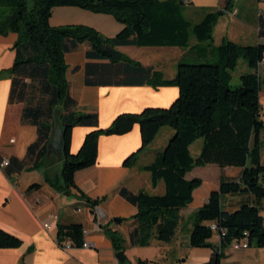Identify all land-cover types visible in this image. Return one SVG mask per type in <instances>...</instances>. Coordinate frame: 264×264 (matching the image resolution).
Masks as SVG:
<instances>
[{"label": "trees", "instance_id": "trees-1", "mask_svg": "<svg viewBox=\"0 0 264 264\" xmlns=\"http://www.w3.org/2000/svg\"><path fill=\"white\" fill-rule=\"evenodd\" d=\"M184 5L185 0H0V36L18 37L13 47L14 64L5 73L11 81L9 103L22 104V124L37 129V139L28 147L25 158H10L3 171L8 178L24 171H40L52 188L71 195L78 189L76 173L96 165L102 136H125L139 127L141 147L124 161L125 167L132 168L160 131L171 128L174 134L166 148L144 168L151 174L154 187L164 182L165 194L119 190V195L138 209L130 234L132 244L147 247L152 237L162 243L175 237L180 211L193 202L195 190L203 184L200 178H187L195 168H239L240 177L222 176L219 190L191 217L190 247L212 249L213 257L206 264H221L226 250L235 243L247 241L249 247L264 248V121L259 75L264 45H242L228 39L219 46L207 44L213 40L219 20L234 8V0H227L217 10H206L198 23L185 16ZM57 7L109 15L123 29L114 38L102 40L101 34L90 27L54 28L49 21ZM193 40L195 45L191 44ZM84 44L89 45L86 57L93 62L87 65V85L176 87L178 97L167 108L147 107L139 113H122L109 127L101 128L97 113L78 109L66 77L65 56ZM120 46L180 48L193 54L194 61L182 59L176 76L168 80L162 72L119 52ZM241 59L253 72L241 76L240 85L233 87L231 72ZM57 110L63 129L61 156L50 151ZM78 127L92 131L79 151L72 153V134ZM200 139L203 146L194 158L191 147ZM58 161L62 169L54 175ZM246 195L252 197L251 203H243L235 211L225 209L226 197ZM80 198L92 210L99 204L83 192ZM112 225L109 222L102 230L117 255L125 252V239ZM215 234L221 238L219 248L210 242ZM65 242L82 248L84 227L60 224L58 243L62 246ZM22 246L20 238L0 229V250ZM120 264L131 262L126 258ZM137 264L154 263L139 260Z\"/></svg>", "mask_w": 264, "mask_h": 264}, {"label": "crops", "instance_id": "crops-1", "mask_svg": "<svg viewBox=\"0 0 264 264\" xmlns=\"http://www.w3.org/2000/svg\"><path fill=\"white\" fill-rule=\"evenodd\" d=\"M226 1L218 0L217 9L224 7ZM258 1L259 5L264 7V0ZM206 4L202 0H185L184 13L187 10L194 13L198 11L197 16L201 19L206 10L214 8ZM228 13L235 18L224 23L227 35L223 40L229 36L231 40H228L235 43L249 42L253 32L245 29L244 27L249 25L238 19L240 11L234 5ZM49 24L54 28L90 27L108 39L114 38L123 29V26L112 16L94 14L76 7L54 8ZM255 31L262 36L261 25ZM17 38L16 34H10L7 37L0 36V158L6 160L12 157L21 160L25 158L28 147L37 139V129L21 122L23 105L9 103L11 81L5 73L14 64L13 47ZM89 49V45L84 44L65 56L68 66L66 77L70 86V95L77 103L78 109L86 113H97L101 128L109 127L122 113H139L147 107H169L178 97L176 87L155 89L150 86L87 85V65L93 63L86 57ZM117 49L131 60L162 72L168 80L176 75L171 73L169 77L164 70L172 72L180 61L171 60L169 62L162 55L182 50L175 47L137 46H120ZM164 129L160 131L150 147L141 154L139 161L132 168L125 167L124 161L141 147L139 127L136 126L131 133L125 136H102L99 139L96 165L76 173L75 183L78 189H74L68 197L65 193L52 188L40 171H24L20 175L8 178L0 169V229L23 241V246L19 249L0 250V264H120L110 240L102 230V227L109 222L113 223L114 230L123 235L124 253L131 264H137L139 260L154 264H206L210 262L213 257L212 249L190 247L191 217L207 202L213 192L219 190L222 176L235 179L240 177L242 170L239 168L221 169L218 166V168H208L213 165L199 167L212 170L206 178L200 175L206 170L195 168L187 175V178H200L203 184L195 190L193 202L180 211V225L175 237L168 243L159 242L152 237L147 247L132 244L130 234L135 227L134 217L138 209L121 197L119 190L125 188L132 194L140 191L151 195L165 194L164 182L161 181L154 187L151 174L144 170L166 148L174 134L173 131L163 133ZM90 131L92 129L83 127L73 130L72 153L79 151ZM149 157L151 159L149 163H146ZM61 169L62 164L58 161L53 168L54 175H59ZM34 185L38 188H32ZM80 192L91 200L99 201L96 209L92 210L86 201L80 198ZM252 201V197L248 195L228 196L225 198V209L235 211L241 204ZM114 219H120L121 223H115ZM44 224L50 225L48 230L44 228ZM60 224L82 225L84 242L90 244L91 248L73 246L70 251L64 250L58 243ZM210 242L215 247L221 246V238L218 234H215ZM225 254L226 257L221 264H264V248L249 247L243 250L229 248Z\"/></svg>", "mask_w": 264, "mask_h": 264}, {"label": "rangeland", "instance_id": "rangeland-1", "mask_svg": "<svg viewBox=\"0 0 264 264\" xmlns=\"http://www.w3.org/2000/svg\"><path fill=\"white\" fill-rule=\"evenodd\" d=\"M205 3H207V6L210 7H214L211 10H217V5H218V0H202ZM198 3V1L196 2ZM234 5L236 7V9H238L240 11V17H238V19H241L244 21V23L248 24V27H244L245 29L253 32L252 35V39L249 40V42H237L239 44L242 45H257V44H263L264 45V24H261V19H264V7H261L259 5V1L258 0H234ZM197 12L195 11V13L191 10H187L185 12V16L191 20L193 23H198L200 21V18H198L197 16ZM230 14L226 13L219 21V24L216 26L215 30H214V35H213V40L211 42H208L207 44H212L213 46H219L221 45L223 38L225 35H227L226 33V29L224 26V23L230 19H234L233 17H229ZM261 25V30L262 33L260 36L258 31H255V29L257 30V28L259 29ZM227 39L231 40V38H228L229 36H226ZM197 42L195 40L192 41V45H195ZM161 56V55H160ZM162 56H164L169 62L171 60H179L181 61L182 59L186 58L187 62H191L194 61L192 59L193 54H191L188 50H180L177 52H172V53H168V54H163ZM178 66V65H177ZM177 66H175L172 70V72L170 70H164L167 75L170 77L173 73L174 76L176 75L177 72ZM253 71L249 68L247 62L244 59H241L238 63L237 68L231 72L232 75V79H231V86L233 87H237L240 85L241 83V76L248 74V73H252ZM259 75L261 77L262 80V91L260 93V102L262 105V119L264 121V63L261 64L260 66V71H259ZM160 87H158L159 89ZM175 101V100H174ZM173 103V102H172ZM171 103V104H172ZM170 104V105H171ZM157 108H167V107H157ZM172 132L174 133V130H172L171 128H165L162 132ZM161 133V134H163ZM161 136V135H160ZM158 145V144H157ZM203 146V139L198 140L192 147H191V152L194 158H197L200 155L201 149ZM159 147V146H158ZM162 147V146H161ZM150 157L146 160V163H149L150 161ZM218 168L217 166H210L208 168ZM200 170H206L202 173H200V175L204 178L207 177V175H209L208 173H211V169H204V168H199ZM264 207V204H263ZM263 216H264V212H263Z\"/></svg>", "mask_w": 264, "mask_h": 264}, {"label": "water", "instance_id": "water-1", "mask_svg": "<svg viewBox=\"0 0 264 264\" xmlns=\"http://www.w3.org/2000/svg\"><path fill=\"white\" fill-rule=\"evenodd\" d=\"M100 38L103 40L105 37L103 35L100 36ZM60 111L57 110L55 113V126L52 131V137L50 141V151L53 152L56 155L61 156L62 153V144H63V129L60 122ZM65 196H70V194L67 192L65 193ZM95 213V211L93 212ZM115 223H121L120 219H114ZM103 225H101L102 227ZM117 258L119 262L124 263L126 260V256L124 252H120L117 254Z\"/></svg>", "mask_w": 264, "mask_h": 264}, {"label": "built area", "instance_id": "built-area-1", "mask_svg": "<svg viewBox=\"0 0 264 264\" xmlns=\"http://www.w3.org/2000/svg\"><path fill=\"white\" fill-rule=\"evenodd\" d=\"M263 63H264V61H263ZM8 165H9V160L1 159L0 158V169L1 170H4ZM49 227H50L49 224H44V228L45 229L48 230ZM61 247L64 250H66V251H70L72 249V247H73V244L71 242H65ZM232 247H233L234 250H243V249H248L249 248V244H248L247 241H243L241 243H235V244H233ZM82 248L89 249V248H91V245L88 244V243H86V242H84Z\"/></svg>", "mask_w": 264, "mask_h": 264}]
</instances>
